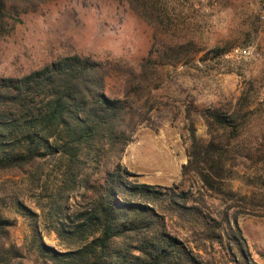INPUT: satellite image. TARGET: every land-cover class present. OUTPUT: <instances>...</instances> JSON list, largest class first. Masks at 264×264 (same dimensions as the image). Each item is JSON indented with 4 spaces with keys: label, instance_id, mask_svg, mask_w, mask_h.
I'll list each match as a JSON object with an SVG mask.
<instances>
[{
    "label": "trees",
    "instance_id": "16d2710c",
    "mask_svg": "<svg viewBox=\"0 0 264 264\" xmlns=\"http://www.w3.org/2000/svg\"><path fill=\"white\" fill-rule=\"evenodd\" d=\"M5 1L0 0V19ZM233 48L218 49L215 55L221 58ZM189 53L187 46L166 43L137 69L74 54L23 76L0 74V175L64 160L62 185L46 207L50 229L67 246L59 250L48 245L41 215L16 197L13 203L32 230L29 251L38 259H29L12 241L17 222L0 208V264H215L194 252L190 238L171 231L170 217L188 224L195 242L217 246L225 264H255L228 213L218 219L202 205L191 204L192 197L180 188L144 183L122 164L139 128L154 121L149 69L179 64ZM250 88L228 111L186 105L190 147L183 175H198L217 194L227 195L222 181L235 154L244 159L250 155L243 153V145H235L241 144L243 129L253 116ZM196 112L208 127V141L197 135ZM93 163L99 166L95 179L90 172ZM78 186L85 193L73 204ZM7 201L0 198V205L7 206Z\"/></svg>",
    "mask_w": 264,
    "mask_h": 264
},
{
    "label": "rangeland",
    "instance_id": "374dc122",
    "mask_svg": "<svg viewBox=\"0 0 264 264\" xmlns=\"http://www.w3.org/2000/svg\"><path fill=\"white\" fill-rule=\"evenodd\" d=\"M5 2V15L0 19V74L5 77L23 76L74 54L120 61L137 69L151 51L163 49L166 43L189 47L183 62L149 69L151 95L156 102L154 121L139 128L122 164L144 183L180 188L192 197L191 204L202 205L218 219L228 213L233 226L242 232L255 264H264V0H219L218 4L199 0ZM230 46H235L230 52L250 48L259 57L239 59L227 56L230 52L216 57V50ZM251 85L254 91L249 110L253 116L243 129L241 144H235L243 145V153L250 155L244 159L235 154L227 166V179L222 181L227 195L217 194L198 175H183L190 147L186 105L228 111L238 105L243 91ZM194 116L197 135L208 141L204 119L197 112ZM63 162L48 161L26 173L0 175V198L8 199L7 206L1 203L0 208L17 222L11 231L12 241L31 260L38 259L29 251L31 226L13 200L19 197L41 215L40 227L48 245L66 249L50 229L46 207L62 185ZM91 167L95 179L99 166L93 163ZM84 193L78 186L71 202H79ZM169 219L171 231L190 238L196 254L225 264L217 246L195 242L188 224Z\"/></svg>",
    "mask_w": 264,
    "mask_h": 264
},
{
    "label": "built area",
    "instance_id": "2783aa9c",
    "mask_svg": "<svg viewBox=\"0 0 264 264\" xmlns=\"http://www.w3.org/2000/svg\"><path fill=\"white\" fill-rule=\"evenodd\" d=\"M199 1L207 2L211 4H218L219 2V0H199ZM261 19L264 20V10L261 14ZM227 56L236 57L245 60H249L251 58L257 59V57H259V55H255L254 51L250 48H236L232 52H230Z\"/></svg>",
    "mask_w": 264,
    "mask_h": 264
}]
</instances>
